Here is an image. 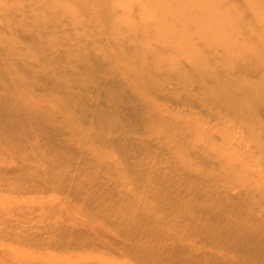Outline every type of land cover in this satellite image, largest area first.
<instances>
[{
    "label": "bare ground",
    "instance_id": "1",
    "mask_svg": "<svg viewBox=\"0 0 264 264\" xmlns=\"http://www.w3.org/2000/svg\"><path fill=\"white\" fill-rule=\"evenodd\" d=\"M232 138L264 158V0H0V264H264Z\"/></svg>",
    "mask_w": 264,
    "mask_h": 264
},
{
    "label": "rangeland",
    "instance_id": "2",
    "mask_svg": "<svg viewBox=\"0 0 264 264\" xmlns=\"http://www.w3.org/2000/svg\"><path fill=\"white\" fill-rule=\"evenodd\" d=\"M197 139H199V140H207V141L209 140L204 134H198V138ZM229 141H230V143H229L230 145L231 144H234V145L241 144V145H243L244 146V150H245V152H243L242 154H240L238 156H235L230 161V163L231 164H238V165L240 164L242 166H245L246 168L251 170L250 173H252V174L227 176L228 179L229 180H235V181H238V182H243L244 184H249V183L253 182L251 184H253L254 186H256L258 188H261V189H264V179L263 180H261V179L259 180V177L256 176L258 174L257 172H260V170L262 168H264V158H262L260 155H256L254 157H250L251 155L246 154V151L250 152L249 144H251V143L249 142V140H246L245 138H232V140H229ZM154 144L156 146H158L155 142H154ZM263 171H264V169H263ZM126 191L128 192L129 196L137 198V195L135 194L134 191H132V190H130L128 188H127ZM182 195H183V197H186L188 195L190 197V196L194 195L192 197L199 198L200 200L204 199L203 196H199L197 194H192L191 191L188 190V189H185L184 192L182 193ZM263 198L264 197L259 196L258 194H256V196L250 197V202H252V203H254L256 205H260L264 209V204H263L264 203V199ZM29 199L30 198H28V200ZM108 199H112V194H108ZM20 202H23V201H20Z\"/></svg>",
    "mask_w": 264,
    "mask_h": 264
}]
</instances>
